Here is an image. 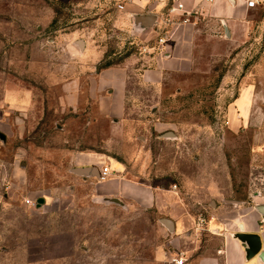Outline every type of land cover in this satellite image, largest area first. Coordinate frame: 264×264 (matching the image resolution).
Listing matches in <instances>:
<instances>
[{
	"label": "rangeland",
	"instance_id": "obj_1",
	"mask_svg": "<svg viewBox=\"0 0 264 264\" xmlns=\"http://www.w3.org/2000/svg\"><path fill=\"white\" fill-rule=\"evenodd\" d=\"M131 3L0 0V264H158L156 211L99 203L72 173L93 147L128 158L146 184L183 192L181 177L195 180L194 196L207 199L197 218L213 199L264 196V6L230 38L195 19L191 68L155 85L141 79L159 52L144 54L124 21ZM125 87V112L107 115Z\"/></svg>",
	"mask_w": 264,
	"mask_h": 264
},
{
	"label": "crops",
	"instance_id": "obj_2",
	"mask_svg": "<svg viewBox=\"0 0 264 264\" xmlns=\"http://www.w3.org/2000/svg\"><path fill=\"white\" fill-rule=\"evenodd\" d=\"M248 1L177 0L173 4L172 0H132L124 17L131 30L141 34L144 41L154 43L153 45H157V35L164 34L166 37L165 45L159 46L158 51L150 52H159L153 57L155 68L148 71L147 77L142 78L141 82L160 84L163 74L167 71L181 72L190 69L195 52V39L200 31L195 19L202 20L205 24H216L217 30L222 29L224 36L230 38L233 36V25L245 21L246 11L249 9ZM179 5H182V10L171 12L172 7L177 8ZM259 6H264V0H260ZM195 13L196 16L193 15ZM188 14L193 15L190 22H183L184 16ZM138 18L154 21L144 25L137 21ZM225 27L229 29V37ZM210 35L218 36L216 31ZM123 91L119 89L118 92L111 93L110 104L105 106L107 115H123L127 98L126 87ZM93 97L96 98L97 94ZM157 123L160 125L163 122ZM167 133L170 131H158L155 138L161 144H174L173 140L177 139V136L171 132L174 137H166ZM72 164V173L77 177L78 183L90 190L95 201L98 202V198H116L123 202L125 207L130 203L156 211L158 225L164 236L163 243L157 249L158 264H169L171 259L181 252L185 254L186 264H264L258 256L247 259L245 245L235 236L238 233L258 235L264 252V215L258 210V206H264V196L255 197L251 202L211 200L209 205L212 212L208 218L210 223L201 230L197 226L196 206L205 207L207 199L201 197L203 195L195 197V190L199 187L195 180L192 181L187 176L181 177L183 192L146 184L131 175V169L134 167L129 166L128 158L105 159L95 147L79 152ZM103 166L110 168L111 175L107 180L100 181ZM76 169L85 170L87 173H75ZM216 189L211 186L212 194H218ZM161 219L171 220L173 231H169L161 223Z\"/></svg>",
	"mask_w": 264,
	"mask_h": 264
},
{
	"label": "water",
	"instance_id": "obj_3",
	"mask_svg": "<svg viewBox=\"0 0 264 264\" xmlns=\"http://www.w3.org/2000/svg\"><path fill=\"white\" fill-rule=\"evenodd\" d=\"M137 21H139L145 25V24H152L154 20L153 19L144 20V19L138 18ZM225 31H226L227 37H229L230 34H229L228 27H225ZM78 45L82 49L83 45H84L83 41H78ZM165 136L173 138L174 134L170 132V133H167ZM0 141H6V136L1 132H0ZM74 172L78 173V174L87 173L85 170H81V169H76V170H74ZM97 200L100 203L113 204V205L115 204V205H119L121 207H125L123 202H121L119 199H116V198H98ZM37 203H38V205L44 204L45 200L39 199L37 201ZM258 210L264 215V206L263 205L258 206ZM161 223L169 231H173V223L171 220L161 219ZM235 236L237 239H239L245 245V252L247 255V259H251L253 257L258 256L264 262V252L262 251L261 239L258 235L249 234V233H238Z\"/></svg>",
	"mask_w": 264,
	"mask_h": 264
},
{
	"label": "built area",
	"instance_id": "obj_4",
	"mask_svg": "<svg viewBox=\"0 0 264 264\" xmlns=\"http://www.w3.org/2000/svg\"><path fill=\"white\" fill-rule=\"evenodd\" d=\"M177 0H172L173 4L176 2ZM260 0H249L247 2V6L249 8H254L256 6L259 5ZM118 8L120 10H123L124 7L123 6H118ZM182 10V5H179L177 8L172 7L171 12H176V11H180ZM194 16H196V13L193 14ZM192 14H188L187 16H184L183 18V22H190L191 17L193 16ZM157 41V45H153L151 46L150 42H146L144 41L143 45H142V51L144 54H150L151 51H158L159 50V46L165 45L166 44V37L164 34H159L157 35L156 38ZM111 175V170L108 166H103L100 172V176H99V180L100 181H105L107 180ZM177 186L174 185V189H176ZM26 204L28 206H35L36 202L33 199H27L26 200ZM208 223H210L209 219L204 216V215H200L197 219V226L202 230L203 227H205ZM187 260L185 258V254L184 253H178L175 257H173L170 261L169 264H186Z\"/></svg>",
	"mask_w": 264,
	"mask_h": 264
}]
</instances>
